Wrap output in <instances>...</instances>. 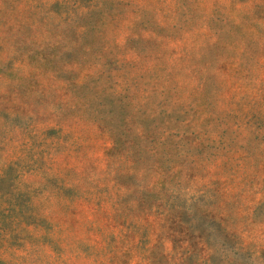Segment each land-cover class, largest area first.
I'll list each match as a JSON object with an SVG mask.
<instances>
[{"label":"rangeland","instance_id":"1","mask_svg":"<svg viewBox=\"0 0 264 264\" xmlns=\"http://www.w3.org/2000/svg\"><path fill=\"white\" fill-rule=\"evenodd\" d=\"M0 264H264V0H0Z\"/></svg>","mask_w":264,"mask_h":264}]
</instances>
